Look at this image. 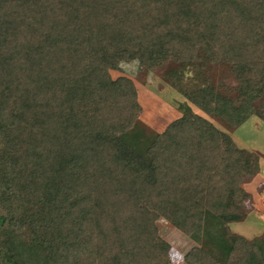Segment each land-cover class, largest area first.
Segmentation results:
<instances>
[{"label": "trees", "instance_id": "1", "mask_svg": "<svg viewBox=\"0 0 264 264\" xmlns=\"http://www.w3.org/2000/svg\"><path fill=\"white\" fill-rule=\"evenodd\" d=\"M132 61L229 66L235 100L176 65L163 78L232 128L264 119V0H0V264H168L160 217L246 218L259 156L191 111L148 137L133 83L110 75ZM186 259L264 264V239Z\"/></svg>", "mask_w": 264, "mask_h": 264}, {"label": "rangeland", "instance_id": "2", "mask_svg": "<svg viewBox=\"0 0 264 264\" xmlns=\"http://www.w3.org/2000/svg\"><path fill=\"white\" fill-rule=\"evenodd\" d=\"M173 65H176V68L179 67V71L183 72L185 79L188 80L186 81L187 86L190 88L196 85L210 84L217 89L222 88V92L228 93L227 95L233 100L238 96V92L235 90L237 76L229 66L208 65L203 68H196L166 62L165 65L145 67L137 61L122 63L118 70H111L110 75L114 80L125 78L133 83L137 92L138 103L141 106L139 122L142 128H146V134L149 133L148 137L152 134L163 133L171 123L180 119L185 112L191 111L211 122L221 132L228 134L239 149L253 152L259 158L262 155L257 174L260 173L261 168L264 170V119H261L256 113V115L250 116L243 125L232 128L219 116L208 115L167 84L163 77L166 72L173 69ZM256 104L258 108L262 107L264 101L259 99ZM259 111L261 112L259 114L264 115L263 110ZM138 132L139 130H136L131 136ZM254 178L250 179L248 183H251L250 181H253ZM246 184L242 188L246 191L250 201L245 206L248 212L247 216L241 222L229 220L228 215L223 212L210 211L211 216L206 217L209 212L207 209L202 216L195 219L191 232L182 231L174 222L165 218L160 217L157 220L158 234L155 243L166 254L168 264H187L186 258L189 253L201 248L213 249L229 256L236 238H242L251 243L264 239V186L259 187L257 194L255 185ZM258 195L261 197L260 199ZM63 197V191L57 185L50 199L53 203L52 207L55 205L56 198ZM244 199L243 203H246L247 198ZM40 202L43 207L46 199H41ZM222 205L227 209L231 207L227 198ZM62 206L59 205V210ZM54 219L55 217L51 218L49 226L52 225Z\"/></svg>", "mask_w": 264, "mask_h": 264}, {"label": "crops", "instance_id": "3", "mask_svg": "<svg viewBox=\"0 0 264 264\" xmlns=\"http://www.w3.org/2000/svg\"><path fill=\"white\" fill-rule=\"evenodd\" d=\"M262 155H260V158H259V160L261 161L262 160ZM255 178L253 179V181H250L251 183H247L246 185H250V186H252L251 184H253V186L255 185V187H256V193L258 194V189H259V187L261 186V185H263L264 186V170H263V168H261V171H260V173L259 174H256L255 176H254ZM259 185V186H258ZM263 190H264V187H263ZM259 196V195H258ZM261 197L259 196V199H260ZM264 198V197H263Z\"/></svg>", "mask_w": 264, "mask_h": 264}]
</instances>
